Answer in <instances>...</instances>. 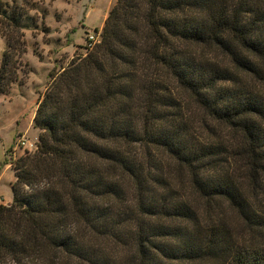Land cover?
I'll list each match as a JSON object with an SVG mask.
<instances>
[{"label": "trees", "instance_id": "trees-1", "mask_svg": "<svg viewBox=\"0 0 264 264\" xmlns=\"http://www.w3.org/2000/svg\"><path fill=\"white\" fill-rule=\"evenodd\" d=\"M0 0V95L31 0ZM37 98L0 264H264V0H115Z\"/></svg>", "mask_w": 264, "mask_h": 264}, {"label": "rangeland", "instance_id": "rangeland-1", "mask_svg": "<svg viewBox=\"0 0 264 264\" xmlns=\"http://www.w3.org/2000/svg\"><path fill=\"white\" fill-rule=\"evenodd\" d=\"M10 1V0H4ZM28 9L35 26L24 29L26 52L22 60L26 72H19L20 81L12 84L9 92L0 95V194H12L13 170L9 164L13 155H23L14 148L24 135L31 141L39 130L32 126L37 98L51 80L50 71H60L78 56L85 55L87 34L100 32L109 9L115 0H31ZM21 3V0H18ZM6 43L0 37L1 53Z\"/></svg>", "mask_w": 264, "mask_h": 264}, {"label": "built area", "instance_id": "built-area-1", "mask_svg": "<svg viewBox=\"0 0 264 264\" xmlns=\"http://www.w3.org/2000/svg\"><path fill=\"white\" fill-rule=\"evenodd\" d=\"M99 41H100V32L90 31L86 36L84 49L86 51L91 50L94 47V45L97 44ZM36 142L37 139L35 141H31L28 138L24 137V135H22L17 139L14 148L15 150L20 149L22 151V154H24L25 152H33L37 147ZM17 157H18L17 155H13L11 160L16 159Z\"/></svg>", "mask_w": 264, "mask_h": 264}, {"label": "crops", "instance_id": "crops-1", "mask_svg": "<svg viewBox=\"0 0 264 264\" xmlns=\"http://www.w3.org/2000/svg\"><path fill=\"white\" fill-rule=\"evenodd\" d=\"M13 179H14V176H13ZM11 199H12V194L11 195L8 194V196L6 198L3 196V194H0V202L9 203L11 201Z\"/></svg>", "mask_w": 264, "mask_h": 264}]
</instances>
